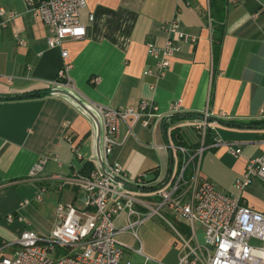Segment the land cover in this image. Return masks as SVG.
<instances>
[{"label":"crops","instance_id":"1","mask_svg":"<svg viewBox=\"0 0 264 264\" xmlns=\"http://www.w3.org/2000/svg\"><path fill=\"white\" fill-rule=\"evenodd\" d=\"M0 9L18 13L0 29V218L10 213L24 217L28 207L11 203L10 186L29 182L52 188L53 174L69 176L88 163L95 169L101 165L104 129L96 106L130 107L150 100L165 118L172 117L147 129L136 125L133 135L122 126V143L109 157L110 164L118 163L132 175L147 173L149 181L162 182L178 172V159L166 147L168 142L180 144L174 129L189 147L199 146L192 142L198 133L188 115L207 111L212 116L213 134L222 145L207 144L211 148L202 157L200 174L221 190L237 193L234 184L249 161L264 155V0H87L81 16L87 36L65 44L70 90L54 86L64 59L61 48L49 46L45 23L27 10L24 0H0ZM173 19L197 42L185 45L157 79L146 74L156 67L147 43L163 46V26ZM220 34L221 54L215 62L213 39ZM16 35L25 45L17 43ZM55 90L73 95L94 117ZM228 144L241 148L242 155L233 156ZM43 155L50 158L45 172L39 180L29 179ZM263 187L254 181L243 193L247 204L262 212ZM16 222L23 223H8ZM118 224H126V218ZM20 236L0 224V244H14Z\"/></svg>","mask_w":264,"mask_h":264},{"label":"built area","instance_id":"2","mask_svg":"<svg viewBox=\"0 0 264 264\" xmlns=\"http://www.w3.org/2000/svg\"><path fill=\"white\" fill-rule=\"evenodd\" d=\"M24 2L27 10L48 27L49 46L62 49L64 63L54 86L70 90L71 64L67 61L69 52L65 44L86 38L87 28L82 24L81 16L87 7V0ZM0 16L5 19L0 21L1 29L7 27L18 13L0 9ZM93 21L94 17H91L90 22ZM163 30L167 35L163 46L152 41L147 43L148 55L156 61V67L146 71V74L157 79L165 76L185 45L197 42L196 37L183 30L177 19L166 22ZM15 38L19 45H25L18 35ZM95 111L104 129L101 165L89 174L51 175L49 180L54 184V190L59 193L66 189L75 191L73 202L58 204L56 222L48 237L25 231L16 243L0 244V264H132L125 259V249H131L119 241V236L134 232L154 215L163 217L164 210L176 219L191 224L192 239H196L197 223L205 231V246L197 241L194 247L191 241L179 234L185 245L178 264H264V246L253 244L254 241L264 242V212L249 206L243 197L254 181L264 184V155L249 161L244 175L234 184L237 193L224 192L203 178L200 174L201 160L211 148L206 139L208 131L215 130L212 116L206 111L191 118L190 123L201 139L200 147L167 143L171 155L178 159L179 169L160 186L163 181H149L145 172L132 175L120 164H110L109 157L122 143L119 141L122 126L127 127L128 135H133L136 125L147 129L153 122L159 123L171 117L165 118L158 105L150 100H142L137 106L130 107L96 106ZM68 141L79 156L71 136ZM220 145L222 141L215 136L212 147ZM229 149L236 158L242 155L241 148L229 145ZM49 161L48 156H41L31 169L29 179L39 180ZM49 190L50 187L41 186L34 201L42 203ZM81 194H84L82 198ZM31 203L26 200L20 206L23 208ZM122 216L126 218V225L120 227L118 221ZM16 219L28 223L21 215L12 213L7 216L9 223ZM134 236L138 239L135 233ZM136 253L145 257V264H166L145 256L142 248Z\"/></svg>","mask_w":264,"mask_h":264},{"label":"rangeland","instance_id":"3","mask_svg":"<svg viewBox=\"0 0 264 264\" xmlns=\"http://www.w3.org/2000/svg\"><path fill=\"white\" fill-rule=\"evenodd\" d=\"M188 128H185L187 130ZM189 132H193L191 129ZM192 142H197L201 146L199 135L192 134ZM264 188V187H263ZM9 195L12 194L11 203H20L30 200L32 203L25 208L22 215L27 219L28 223L16 222L13 226L8 223L7 215H2L0 224L8 227L16 235L20 236L25 231H34L41 236L48 237L53 230V222L56 218L57 203L60 201L65 204H71L75 198V192L72 189H66L63 195L57 190L50 188L44 196L42 203L34 201L35 197L40 193V188L35 184L23 182L18 185L10 186ZM223 191V190H222ZM225 192V191H224ZM12 214V213H10ZM162 216L154 215L148 219L143 225L135 228L134 232L130 231L119 236L122 244L130 247L131 250L125 249V259L132 264H145V257L136 253L139 248L143 249L145 256L154 261H162L166 264H178L179 255L185 243L180 237L181 234L185 240L191 241V245L196 247L197 241L199 245L205 246V231L196 224V239H192L193 231L191 224L186 221H180L173 217L166 210L162 211ZM165 218V219H164ZM121 225L120 227L125 226ZM137 235L138 239L134 236ZM254 245L264 246V242L254 241ZM62 253H66L64 249L58 248Z\"/></svg>","mask_w":264,"mask_h":264},{"label":"trees","instance_id":"4","mask_svg":"<svg viewBox=\"0 0 264 264\" xmlns=\"http://www.w3.org/2000/svg\"><path fill=\"white\" fill-rule=\"evenodd\" d=\"M221 47H222V34L215 36L213 39V51H214V59L215 62H217L219 60L220 54H221ZM196 115H188L187 118H193ZM178 117V115L176 116ZM172 118V117H171ZM169 118V119H171ZM180 118V117H179ZM173 136L174 137H178L181 138L180 140V144L184 145V146H188V143L186 140L183 139V136H181V134L179 133V129H174L173 130ZM214 134L213 132L210 130L208 131V135H207V139H206V144H210L212 142H214ZM95 168H93V164L92 163H88L86 165V168L82 170V174H89L92 171H94ZM164 181L160 184V186H163Z\"/></svg>","mask_w":264,"mask_h":264},{"label":"water","instance_id":"5","mask_svg":"<svg viewBox=\"0 0 264 264\" xmlns=\"http://www.w3.org/2000/svg\"><path fill=\"white\" fill-rule=\"evenodd\" d=\"M56 94H62L65 95L66 97H69L70 99L74 100L82 109H84L86 112H88L92 117H94V115L91 113V111L83 104L81 103L78 99H76L73 95H71L70 93L61 91V90H55L53 91ZM100 154V153H99ZM101 161V159H100ZM102 162V161H101ZM84 196V194H81L80 197L82 198Z\"/></svg>","mask_w":264,"mask_h":264}]
</instances>
